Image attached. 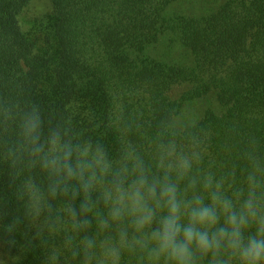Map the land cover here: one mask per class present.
Returning a JSON list of instances; mask_svg holds the SVG:
<instances>
[{
	"label": "trees",
	"instance_id": "1",
	"mask_svg": "<svg viewBox=\"0 0 264 264\" xmlns=\"http://www.w3.org/2000/svg\"><path fill=\"white\" fill-rule=\"evenodd\" d=\"M177 1L51 0L25 28L32 0H0V264H84L80 241L97 234L104 205L78 215L91 225L77 229L69 209L80 213L85 193L43 166L54 132L113 160L135 149L154 173L158 145L174 142L198 154L193 176L224 178L229 195L254 165L264 176V0H225L197 17L170 12ZM162 37L188 51L189 66L149 55ZM207 95L223 113L177 126L184 104ZM28 118L41 153L22 133ZM118 264H147L146 254L122 250Z\"/></svg>",
	"mask_w": 264,
	"mask_h": 264
},
{
	"label": "clouds",
	"instance_id": "2",
	"mask_svg": "<svg viewBox=\"0 0 264 264\" xmlns=\"http://www.w3.org/2000/svg\"><path fill=\"white\" fill-rule=\"evenodd\" d=\"M22 133L35 153L44 151L36 119L24 120ZM47 143L43 166L77 180L85 193L80 213L69 209L75 227H90L89 219L76 217L95 204L106 209L94 214L97 234L80 241L84 264L93 259L118 264L125 249L146 254L147 264H198L205 257L209 264H264V176L258 166L246 176L245 187L229 195L224 178L193 176L198 154L174 142L158 145L157 173L135 149L113 160L99 146L63 142L58 132ZM94 191L98 198L90 204Z\"/></svg>",
	"mask_w": 264,
	"mask_h": 264
},
{
	"label": "rangeland",
	"instance_id": "3",
	"mask_svg": "<svg viewBox=\"0 0 264 264\" xmlns=\"http://www.w3.org/2000/svg\"><path fill=\"white\" fill-rule=\"evenodd\" d=\"M225 0H178L170 8V12L186 16H200L222 4ZM51 0H32L29 9L22 15L21 20L25 28L29 27L30 19H39L50 10ZM149 55L155 60L169 64L189 66L191 62L188 51L178 43H170L165 37L161 38L158 45L148 50ZM185 91V87L175 86L172 89V98H178ZM213 110L218 115L223 113V108L214 95H207L198 100L184 104L178 116L177 126L182 127L202 118L207 110Z\"/></svg>",
	"mask_w": 264,
	"mask_h": 264
}]
</instances>
